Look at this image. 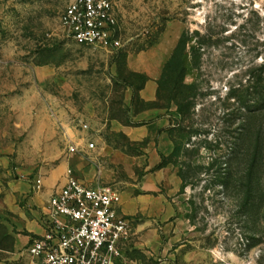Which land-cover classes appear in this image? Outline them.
<instances>
[{
	"label": "rangeland",
	"instance_id": "obj_1",
	"mask_svg": "<svg viewBox=\"0 0 264 264\" xmlns=\"http://www.w3.org/2000/svg\"><path fill=\"white\" fill-rule=\"evenodd\" d=\"M69 1L0 0V264H35L17 234L68 167L120 192L153 169L151 138L133 142L113 125L130 121L128 90L146 78L127 55L152 47L165 50L157 100L133 103L170 116L161 163L175 214L169 244L163 235L158 253L122 263L264 264V110H253L264 90V0H112L123 44L113 52L70 39L60 22ZM183 32L184 73L171 60ZM146 61L132 64L155 71ZM182 82L192 94L183 111L172 96ZM82 137L96 147L69 152Z\"/></svg>",
	"mask_w": 264,
	"mask_h": 264
},
{
	"label": "built area",
	"instance_id": "obj_2",
	"mask_svg": "<svg viewBox=\"0 0 264 264\" xmlns=\"http://www.w3.org/2000/svg\"><path fill=\"white\" fill-rule=\"evenodd\" d=\"M78 45L115 51L122 47L112 0H70L60 15ZM89 131V123H81ZM83 143V144H82ZM95 142L70 138L71 153L95 148ZM52 193L44 211V232L31 237L26 252L35 264H117L120 243L130 239V220L118 212L120 192L112 185H87L71 174Z\"/></svg>",
	"mask_w": 264,
	"mask_h": 264
},
{
	"label": "crops",
	"instance_id": "obj_3",
	"mask_svg": "<svg viewBox=\"0 0 264 264\" xmlns=\"http://www.w3.org/2000/svg\"><path fill=\"white\" fill-rule=\"evenodd\" d=\"M135 55H127L128 66L132 71L146 76L142 87L137 91V97L141 101L152 103L157 100L158 81L165 60V50H160L159 47H152ZM139 59L147 60L146 62L152 61L155 71H150L148 66L134 67L132 62L135 60L139 61ZM127 99L130 104V121L126 124L113 125L124 132L133 142L151 138L147 144L146 151L153 164V169L142 177L138 186L135 185V188L126 192H120L116 188L121 195L118 212L130 220L132 229L130 239L120 243L121 256L116 259L117 264H123V254L158 253L163 245V235L168 238L167 243L169 244L170 218L175 214L174 205L170 201V185L167 186L165 181L167 178L164 172L165 166H159L162 162V156L168 155L171 149V142L166 133L170 127V116L161 112L156 113L155 111L160 109L157 107L136 111L134 109L132 87L128 90ZM66 180L67 174L65 172L64 182L52 193L58 191ZM83 182L90 186L96 185ZM51 194L47 196L44 206L37 210H32L33 219H27L24 222L27 233L17 234V243L25 246V252L31 237L44 232V211ZM33 200L35 202L34 195L30 197L29 201L33 203ZM168 248L167 246L166 253L169 251Z\"/></svg>",
	"mask_w": 264,
	"mask_h": 264
},
{
	"label": "trees",
	"instance_id": "obj_4",
	"mask_svg": "<svg viewBox=\"0 0 264 264\" xmlns=\"http://www.w3.org/2000/svg\"><path fill=\"white\" fill-rule=\"evenodd\" d=\"M188 41L189 40H188L186 32H183L175 50H174L172 58H171V60L179 62V66H181L183 73L185 70H184V67L182 68V65L184 64V62L186 61V58H187V54L185 52H186V46L188 44ZM193 53H194V51H192L191 54H193ZM142 85H143V83L138 87H133V96L135 95L134 97H136L137 99H139L137 97V91L142 87ZM188 87H189L188 85H186L182 82L180 84V88L178 87V90L175 93H173V95H172L174 97V99L177 101V104H178L180 110L182 108V111H183V106H184L183 101H187L189 99V97L192 96V94H190V93L187 94L188 89H186V88H188ZM173 89H176V87H174ZM185 89H186V91H185ZM253 110H257V111L264 110V90H263V93L261 94V97L259 99L255 100V106H254ZM170 125H171V122H170ZM162 158H164V156H162ZM161 165H162V163H160L159 166H161Z\"/></svg>",
	"mask_w": 264,
	"mask_h": 264
}]
</instances>
